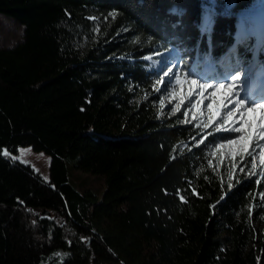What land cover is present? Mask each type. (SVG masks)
I'll return each mask as SVG.
<instances>
[{
    "label": "trees",
    "instance_id": "trees-1",
    "mask_svg": "<svg viewBox=\"0 0 264 264\" xmlns=\"http://www.w3.org/2000/svg\"><path fill=\"white\" fill-rule=\"evenodd\" d=\"M0 14L23 26L0 48V264H264V184L226 190L214 168L234 134L157 104L164 61L215 82L256 58L264 75V0H0ZM21 146L49 156L48 180L11 158ZM68 164L102 176L100 200Z\"/></svg>",
    "mask_w": 264,
    "mask_h": 264
},
{
    "label": "rangeland",
    "instance_id": "rangeland-1",
    "mask_svg": "<svg viewBox=\"0 0 264 264\" xmlns=\"http://www.w3.org/2000/svg\"><path fill=\"white\" fill-rule=\"evenodd\" d=\"M23 39V26L14 19L0 14V48H9ZM164 67L161 71V76L167 79L165 73L169 70H173L175 78L172 83L167 87L165 83H162L163 91L161 98L157 104L164 106V109L160 111L159 116L171 118L176 120L179 124L189 123H201V125H207L208 130L204 135L211 134L212 132L231 133L223 130L218 131L217 128H231L239 127L244 117L240 112H234L231 117L227 115V110L233 107L232 104H228L229 100L233 101L240 98L246 99L245 107H250L247 101H256L258 103H264V96L258 97L255 95L258 90L259 95L263 93L264 83H258V81L252 82L250 79L252 65L249 69L243 68L241 72L236 73L237 67L231 65L228 70H223V74L218 81L211 82L205 78L200 79L197 77L194 68L189 69V75L186 78L178 76V69L175 65L169 61H164ZM236 76L238 79L232 80V77ZM197 81V85H191V81ZM211 85L212 87L206 88L201 92L200 85ZM218 84L234 85L233 95L225 97L224 91L220 90L213 96L212 93L216 91ZM191 93V94H190ZM142 96L145 98L146 94ZM256 96V97H255ZM208 104H212L213 108L209 109ZM228 106V109L224 107ZM217 110L219 115L216 114ZM248 119L254 122L253 127V139L249 143L248 150L253 153L251 157L247 153H242L238 145H229L224 148H218V145H228V141L217 143L212 149L213 157L216 159L214 168L219 170L221 167L225 169L223 173V181L226 184V190L236 187V185L243 180L247 179H259L264 184V163L261 162V153L264 152V138L259 137L261 129L258 127L260 124L259 111L253 116L249 114ZM234 136L231 140L237 139L242 133H231ZM15 157V160L24 161L29 163L44 179H49V161L50 158L44 152L34 151L30 146H21L18 152L11 154V158ZM14 159V158H13ZM255 164V168L252 165ZM68 173L70 181L80 190L88 191L92 193L97 200L102 198L105 190V182L102 176L92 174L89 172H83L80 169L72 167L68 164ZM231 185V187H229ZM263 205H264V187L262 190ZM261 229L264 233V219L261 222ZM55 255L60 253L54 252L50 255L49 259L42 264H57L58 262L53 259ZM61 255H63L61 253Z\"/></svg>",
    "mask_w": 264,
    "mask_h": 264
},
{
    "label": "snow or ice",
    "instance_id": "snow-or-ice-1",
    "mask_svg": "<svg viewBox=\"0 0 264 264\" xmlns=\"http://www.w3.org/2000/svg\"><path fill=\"white\" fill-rule=\"evenodd\" d=\"M210 24V17L205 16V25L204 29L205 31L208 30V26ZM239 62V61H238ZM165 76L167 77V80L165 81V86H168L172 83V80L175 78V73L173 70H169V72L165 73ZM238 79V77L233 76L232 80L235 81ZM191 85L196 86L197 81L192 80ZM212 87L211 85H200L201 92H203L206 88ZM233 88L234 85H225V84H218L216 86V91L212 93L213 96L216 95V92H219L220 90H225L224 95L225 97H229L233 95ZM191 94V93H190ZM228 104H232L233 107L231 109H228L227 105H224V107L227 110V115L231 117L234 112H240L241 116L244 117L241 121V124L239 127H231V128H217L218 131L223 130L226 132H231V133H242V135H239L237 139L235 140H229L228 145H218V148H224L229 145H238L242 153H247L249 157L253 155L252 152L248 150L249 143L253 139V127H254V122L250 119L247 118L249 114L255 115L259 111V120L260 124L258 127L261 129V132L259 133L260 138H264V103H258L256 101H247V104L250 105V107H245L246 105V99L245 98H240L235 100L234 104L232 100L228 101ZM207 107L209 109L213 108L212 104H208ZM217 115H219V111L217 110L216 112ZM207 127V125H205ZM3 155L8 156L9 153L5 150ZM15 159V157H13ZM261 162L264 163V152L261 153ZM253 168H255V164L252 165ZM261 175H264V173H261ZM231 187V185H229Z\"/></svg>",
    "mask_w": 264,
    "mask_h": 264
},
{
    "label": "bare ground",
    "instance_id": "bare-ground-1",
    "mask_svg": "<svg viewBox=\"0 0 264 264\" xmlns=\"http://www.w3.org/2000/svg\"><path fill=\"white\" fill-rule=\"evenodd\" d=\"M250 79H252V81H253V77H251V75H250ZM261 96H264V93L258 95L257 98H258V97H261ZM255 97H256V96H255Z\"/></svg>",
    "mask_w": 264,
    "mask_h": 264
}]
</instances>
